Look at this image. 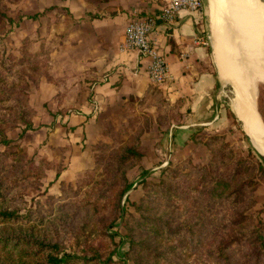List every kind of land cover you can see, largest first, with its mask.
<instances>
[{"label": "rangeland", "instance_id": "374dc122", "mask_svg": "<svg viewBox=\"0 0 264 264\" xmlns=\"http://www.w3.org/2000/svg\"><path fill=\"white\" fill-rule=\"evenodd\" d=\"M30 1L0 0V96L8 92L7 100L0 103V114L10 119L0 118L10 140L6 143L0 137V191L16 184L0 200V213L23 214L34 207H48L52 223H48V232L57 231L66 251L94 257L93 247L100 261L112 257L126 264H222L211 248L230 231L252 229L264 221V170L232 108L235 89L221 80L223 107L213 125L176 128L171 135L166 130L167 116L159 124L145 116L144 122L135 118L116 134L106 128L104 137L93 143L86 169L71 179L60 177L63 168L56 170L48 155L31 145L37 140L32 131L40 127L34 121L37 111L30 106L29 91L45 67L48 51L42 53L34 34L22 32L27 29L21 24ZM203 1L211 52L215 27L228 35L231 18L224 0H218L221 24L215 26L210 0ZM222 83L227 84L225 91ZM255 85L257 106L264 83ZM19 110L28 113L31 127L25 129ZM172 122L183 124L181 118ZM235 210L247 214L248 220L240 226L229 222ZM15 225L0 216V235L10 233ZM242 243L249 247L247 239ZM3 245L0 241V264H8L5 257L18 264L17 248L6 250ZM246 253L242 248L234 257L244 260Z\"/></svg>", "mask_w": 264, "mask_h": 264}, {"label": "crops", "instance_id": "0c3cea01", "mask_svg": "<svg viewBox=\"0 0 264 264\" xmlns=\"http://www.w3.org/2000/svg\"><path fill=\"white\" fill-rule=\"evenodd\" d=\"M165 2L31 0L25 5L22 32L34 34L42 53L48 51L29 91L40 127L32 131L37 140L30 144L43 150L56 170L63 168L60 177L71 179L86 169L93 143L106 128L116 134L135 118L144 122L148 116L159 124L167 116L172 135L176 128L213 125L221 117L211 52L193 42L207 33L205 15L183 10L173 26L158 22L155 38L169 65L162 84L151 83L148 58L122 49L129 20L156 14ZM177 118L183 124L172 122Z\"/></svg>", "mask_w": 264, "mask_h": 264}, {"label": "trees", "instance_id": "16d2710c", "mask_svg": "<svg viewBox=\"0 0 264 264\" xmlns=\"http://www.w3.org/2000/svg\"><path fill=\"white\" fill-rule=\"evenodd\" d=\"M19 62L21 63V61ZM8 71L9 75H13L12 67H9ZM7 98L8 92H5L4 95L0 96V103L7 100ZM11 108L16 109L15 106H11ZM258 108L264 119V86L261 88L258 97ZM19 114L21 115V122L23 121L26 124L25 129L31 127L32 121L26 117L28 113L19 110ZM0 118L10 122L6 114H0ZM0 137L3 142L8 143L10 141L1 124ZM251 150L256 152L253 147ZM256 154L263 166L261 169L264 170V162L257 152ZM14 186L16 184L5 186L4 191H0V200H5L13 191ZM43 208L44 210L34 207L23 214L14 210H5L0 213L5 221H12L17 226L16 229L12 227L13 230L10 233L0 235V241H3L6 250L14 246L17 248L20 254L18 264H28L25 260L32 259L35 261L29 262V264H126L125 262H115L112 257H109L108 261L96 260L99 251L93 247H91L90 252L95 254L94 257H88L87 253L80 255L77 251L73 253L66 251V246L58 239L57 231L48 232V223L52 226L51 220H48L51 210L48 207ZM246 215L244 211H231L229 222L235 226H240L248 220ZM243 239L248 240L249 247H247V244L242 243ZM11 242L12 245H8ZM242 248L247 249L245 259H236L234 257L235 253L242 250ZM210 252L222 264H264V221L255 224L252 229L242 227L240 232L230 231L218 246L211 248ZM5 258L8 264H15L16 262V260L12 261L8 257Z\"/></svg>", "mask_w": 264, "mask_h": 264}, {"label": "bare ground", "instance_id": "6f19581e", "mask_svg": "<svg viewBox=\"0 0 264 264\" xmlns=\"http://www.w3.org/2000/svg\"><path fill=\"white\" fill-rule=\"evenodd\" d=\"M217 2L212 0L211 8L215 26L221 17ZM223 6L228 8L226 13L231 18L228 35L222 34L218 27H215L216 32L213 30L220 78L233 85L236 104L232 108L245 131L258 140V147L264 153V122L256 109L255 85L257 81L264 83V1L224 0Z\"/></svg>", "mask_w": 264, "mask_h": 264}, {"label": "built area", "instance_id": "2783aa9c", "mask_svg": "<svg viewBox=\"0 0 264 264\" xmlns=\"http://www.w3.org/2000/svg\"><path fill=\"white\" fill-rule=\"evenodd\" d=\"M188 10L204 16L203 0H166L161 10L144 17H133L126 25L125 41L122 49L135 50L141 57L149 59L147 72L152 84L164 83L169 77V65L166 57L161 53L159 43L155 38L158 22L167 26L176 23L180 11ZM195 45H208V37L197 36L193 39Z\"/></svg>", "mask_w": 264, "mask_h": 264}, {"label": "water", "instance_id": "95a60500", "mask_svg": "<svg viewBox=\"0 0 264 264\" xmlns=\"http://www.w3.org/2000/svg\"><path fill=\"white\" fill-rule=\"evenodd\" d=\"M212 0H210V4H211V8H212V2H211ZM264 1V0H263ZM203 3H204V1H203ZM204 11H205V18H206V16H207V8H206V6L204 5ZM208 26H209V24H207V28H208ZM212 30V29H211ZM207 36H208V38H209V40H211V42H212V37L210 36V34L207 32ZM212 47H213V45H212ZM211 55H212V59H213V65L215 66V70H216V74H217V76H218V79L220 80V83H221V78H220V74H219V69H218V65H217V62H216V60H215V57H214V49L213 50H211ZM231 84V83H230ZM232 85V84H231ZM221 87H222V89L225 91L226 90V87H227V84H224V83H222V85H221ZM232 87H233V85H232ZM234 89V88H233ZM234 94H235V92H234ZM257 110H258V112H259V114H260V116L262 117V115H261V113H260V111H259V108H258V104H257ZM235 112V111H234ZM236 114V113H235ZM237 115V114H236ZM238 117V116H237ZM262 120H263V122H264V119H263V117H262ZM239 121H240V123H241V126H242V128H243V130L245 131V129H244V127H243V124H242V122H241V120L239 119ZM245 133H246V136L248 137V139H249V141L251 142V144H252V147L256 150V152L259 154V156L261 157V159H262V161L264 162V153L259 149V142H258V140H256V139H254L251 135H249L246 131H245Z\"/></svg>", "mask_w": 264, "mask_h": 264}]
</instances>
